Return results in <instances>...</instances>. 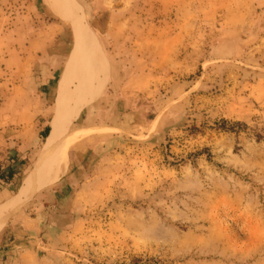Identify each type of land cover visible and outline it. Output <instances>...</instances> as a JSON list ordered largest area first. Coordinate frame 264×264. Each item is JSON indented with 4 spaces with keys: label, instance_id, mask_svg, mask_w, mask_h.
Here are the masks:
<instances>
[{
    "label": "rangeland",
    "instance_id": "1",
    "mask_svg": "<svg viewBox=\"0 0 264 264\" xmlns=\"http://www.w3.org/2000/svg\"><path fill=\"white\" fill-rule=\"evenodd\" d=\"M102 1L73 0L100 42L84 98L102 90L66 119L59 180L6 214L0 264H264V0ZM59 12L54 0H0L8 92L37 80L31 132L51 130L73 47ZM33 40L39 56L26 52ZM41 134L23 159L0 150V175L13 173L0 201L35 169ZM20 214L37 221L8 242Z\"/></svg>",
    "mask_w": 264,
    "mask_h": 264
},
{
    "label": "crops",
    "instance_id": "2",
    "mask_svg": "<svg viewBox=\"0 0 264 264\" xmlns=\"http://www.w3.org/2000/svg\"><path fill=\"white\" fill-rule=\"evenodd\" d=\"M108 2H109V0H103L102 1L104 8H105V6H108ZM48 23H49L48 32L52 31L50 33V35L60 36L64 32L63 26L54 27V26H52V24L50 22H48ZM92 32H93V30H92ZM94 35H95V33H94ZM73 38H74L73 47H72V50L70 52L68 61L66 62L67 64L65 66V69L63 71L62 77H61L59 85H58V94H57L55 104L53 106L54 107V109H53L54 110V116H53V120L51 123V130H50L48 136L45 138L46 142H45V140L42 142V144L43 143L45 144L44 149H43V153H42V157L38 159V161L35 165V169L32 171V173H30L29 175L26 176L25 183L23 186L20 187L18 192L15 195L11 196L10 198L7 197L6 199H3V197H2V200L0 201V208L5 209V216L1 220L3 222L0 224V232L4 228L5 217H6L7 213H9L13 209L18 208L22 204H24L27 200H29L42 187H45V186L52 184V183L59 180V179H56L55 181H53L55 173H56L55 172L56 166L54 167L52 165V166H50L49 169H47L45 171V173L41 179L42 180L40 183L41 186L39 185V187L34 189L31 192V194L29 193L28 195L22 196V198H21L22 200L18 198L19 194H21L23 191H25L26 188H28V186L31 184L36 172L39 170V166H40L41 162L47 156H49V157L54 156L52 158V159H54L56 156V153H58V150L62 149V147L65 145L66 142L62 143L59 146L58 150H55V151L52 150L51 152L49 151V149L47 147L48 140H49L50 136L52 135V133L54 135L56 125L58 123L61 124V133L63 136L65 133L63 131H64V129H66V123H67L66 119L71 118V117L75 118L85 106L89 105L90 103H92V101H94L96 99L97 95L102 90L103 81H102L101 87L98 90L96 89L97 90L96 92H94L93 94L88 95L86 98H84L83 93L93 86L94 81L96 80V78L98 77V75L100 73V63H99V64L95 65L94 68L92 69V71H91L92 77L89 78V80L87 81L86 84L75 89L74 87H75V83H77V81L74 82V84L71 86V88L75 89V90H73V92L64 100V101H66V103H69V104H66L67 110L64 111V113L62 115L57 112L56 103H58L59 96L61 95L63 90H65L66 77L68 76V74L72 70V64H73V59H74V57L72 58V56H73V53H74L75 47H76V38L74 35V31H73ZM95 38L98 41V43L100 44L96 35H95ZM39 45H41V44H39L38 40H33L31 42L30 46L26 49V52L30 53V55H32V56L36 55V54L39 56V52H41L40 49L43 48V45L38 47ZM4 48H6L5 45L0 44V53L5 52ZM60 51H61L60 54H62L63 53L62 50H60ZM56 56H58V54H56V53L52 55V58H51L52 62L54 61L53 58ZM48 57H50V56H48ZM71 58H72V60H71ZM70 60H71V64H70ZM37 62H40V63L45 62V58H43L42 60L37 59ZM44 83H45V81H44ZM20 84L21 85H20L18 92L13 93V89L11 90V92H8V60L6 59L5 66L4 67L0 66V89L3 87L2 91H0V150L6 149L8 151V144H9L11 148L18 150V153H16V154L23 159V156L25 155V153L28 149V146H30V145L34 146L35 143H37V142L39 143V141H40L39 134H41L44 130H39L38 132H36V131L31 132L29 129V119L37 117L40 114L39 112H32L30 110V102L33 101L32 97L34 96V91L37 89V80H34V83L26 80V81H22V83H20ZM76 97H78V98L73 101V99ZM41 100H42V98H41ZM37 103H39V102H37ZM78 104H81V105H78ZM96 113H97V111L95 110L94 113H92L90 116H88L89 119L94 118L96 116ZM43 114L44 113H42L41 116H44ZM15 124H19L21 128H18L17 125L14 127ZM30 134H31V136H30ZM35 134L37 135L36 137H35ZM67 146H68L67 148H69V145H67ZM7 165H8V162H7ZM7 186H8V183H7ZM3 191L9 193L8 188L4 189ZM9 202L12 204H10ZM36 221L37 220L33 216H29L27 214H22V215L20 214L16 218L15 223H13V225H11L12 226L11 230L9 228L8 242L12 241L13 237L14 238L19 237L20 233L16 232L18 228H22L24 230V232L28 231V230H30V228H32L34 226ZM15 228H16V231L14 230ZM0 234H1L0 239L3 243V241H5L4 233H0ZM14 235H16V236H14Z\"/></svg>",
    "mask_w": 264,
    "mask_h": 264
},
{
    "label": "bare ground",
    "instance_id": "3",
    "mask_svg": "<svg viewBox=\"0 0 264 264\" xmlns=\"http://www.w3.org/2000/svg\"><path fill=\"white\" fill-rule=\"evenodd\" d=\"M54 1L56 2L59 11L62 8V12H59V14L65 16V18L73 22V30L76 38V47L73 55L74 59L72 64V70L66 77L65 90H63V92L59 96V99L61 101L62 99L67 98L73 92V90L87 83L89 78L92 77L91 75L92 69L94 68L95 65L99 64V59L96 56V50L93 45L94 34L88 27H86L84 21L81 20L78 14L74 11L75 8L73 7V0H54ZM75 81H77V83H75V87H74L75 89H72L71 86L74 84ZM61 136H62L61 124L58 123L53 138L51 140L50 152L52 150L55 151L59 149V146L61 145L60 144V139L62 138ZM72 139L73 138H70L66 142L71 141ZM53 157H49V156L46 157L41 167L36 172L31 184L28 186V188H26L25 191L19 194L18 196L19 199H21L22 196L24 195H28L29 193L31 194V192L34 189L39 187L45 171L49 169L50 166L56 165V171H55L56 173L53 181H55L57 178H60L59 176L64 172L67 166L66 146L64 145V148L58 150V153H56L54 159H52ZM4 214H5V209L0 208V219Z\"/></svg>",
    "mask_w": 264,
    "mask_h": 264
},
{
    "label": "trees",
    "instance_id": "4",
    "mask_svg": "<svg viewBox=\"0 0 264 264\" xmlns=\"http://www.w3.org/2000/svg\"><path fill=\"white\" fill-rule=\"evenodd\" d=\"M49 132H50V127L48 126L46 129H44V131L42 132L41 135H42L44 138H46V137L48 136ZM51 136H52V135H51ZM51 136H50V137H51ZM0 179H1V180H4V181H6V182H10V181L13 179V173H9L8 175L1 174V175H0Z\"/></svg>",
    "mask_w": 264,
    "mask_h": 264
}]
</instances>
